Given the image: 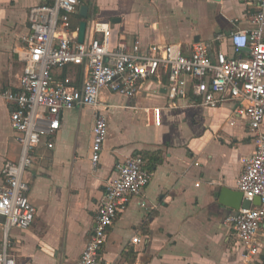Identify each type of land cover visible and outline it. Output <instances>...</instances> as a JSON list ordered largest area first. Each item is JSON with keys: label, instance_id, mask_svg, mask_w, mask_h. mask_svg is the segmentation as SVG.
I'll return each mask as SVG.
<instances>
[{"label": "crops", "instance_id": "1", "mask_svg": "<svg viewBox=\"0 0 264 264\" xmlns=\"http://www.w3.org/2000/svg\"><path fill=\"white\" fill-rule=\"evenodd\" d=\"M40 2L0 0V88L19 87L23 62L15 50L28 33L29 8ZM79 2L87 7L86 40L93 36L90 22L97 20L109 23L113 41L118 35L129 44L138 39L142 49L174 44L184 54L197 36L211 51L231 53L228 40L217 36L250 30L249 16L256 6V0ZM81 20L79 12L73 15L72 26ZM52 74L56 80L67 76L79 86L85 69L68 65ZM157 84L162 85L159 91L153 90ZM166 84V75L160 73L132 98L101 91L111 124L96 166L90 160L92 108L65 110L59 129L41 137L26 173L35 218L27 229L9 232V253L16 264H74L94 228L106 183L116 176L117 164L134 154L143 157L152 176L107 230L99 264H264V253L243 258L224 221L235 210L218 202L221 188L238 191L243 159L254 150L246 119L234 114L232 100L215 108L188 100L168 107ZM155 106L162 107L160 125L151 120ZM9 115L10 107L0 103V184L3 162L17 160L20 152ZM135 235L140 243L131 242ZM259 235L264 236V222ZM2 237L0 225V241Z\"/></svg>", "mask_w": 264, "mask_h": 264}, {"label": "built area", "instance_id": "2", "mask_svg": "<svg viewBox=\"0 0 264 264\" xmlns=\"http://www.w3.org/2000/svg\"><path fill=\"white\" fill-rule=\"evenodd\" d=\"M79 0H41L28 11V33L23 46L16 49L23 70L17 90L0 88V103L10 107V126L20 146L17 160H5L1 167L0 217L3 237L0 264H16L9 253L11 228L27 229L36 215L29 199L27 169L34 161L35 147L42 136H51L60 127L65 110L89 107L94 111L90 160L96 166L108 134L101 91L134 97L154 77H167V106L176 108L188 100L215 108L227 100L235 102L233 112L247 121L254 142L252 154L243 159L237 189L249 200L260 197L259 206L240 208L225 218L244 259L264 253V0H256L250 14V30L235 29L217 39H227L231 53L211 51L208 42L198 40L184 54L174 44L150 45L142 49L138 39L129 44L123 35L112 40L109 23L90 22L93 36L78 42V26L71 17L79 12ZM68 65L83 66L81 85L63 76L54 79L52 71ZM157 84L153 90L159 91ZM162 107H152L151 120L161 123ZM51 145V143H49ZM117 174L109 180L98 203L94 228L74 264H99V254L107 230L126 210L132 196L139 195L150 182L152 173L145 161L134 154L117 164ZM132 243H140L135 235Z\"/></svg>", "mask_w": 264, "mask_h": 264}, {"label": "water", "instance_id": "3", "mask_svg": "<svg viewBox=\"0 0 264 264\" xmlns=\"http://www.w3.org/2000/svg\"><path fill=\"white\" fill-rule=\"evenodd\" d=\"M219 1V0H214ZM80 16L82 17V20L79 23L78 26V42H83L86 26H87V20H88V14H87V7L85 5H82L80 7L79 11ZM112 23H115L119 21V19H112ZM198 36L194 38V41H198ZM218 202L232 210H238L240 208L248 209L251 206H259L260 205V197L256 196L252 200H249L243 196V193L241 191L237 190H230L226 188H221Z\"/></svg>", "mask_w": 264, "mask_h": 264}, {"label": "rangeland", "instance_id": "4", "mask_svg": "<svg viewBox=\"0 0 264 264\" xmlns=\"http://www.w3.org/2000/svg\"><path fill=\"white\" fill-rule=\"evenodd\" d=\"M111 26H113V24ZM105 118H106V116H105ZM106 122H107V125L111 124V119H110L109 115H107Z\"/></svg>", "mask_w": 264, "mask_h": 264}]
</instances>
